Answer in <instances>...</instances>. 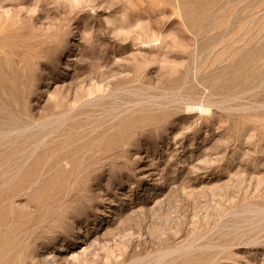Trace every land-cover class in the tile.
<instances>
[{
  "label": "rangeland",
  "instance_id": "1",
  "mask_svg": "<svg viewBox=\"0 0 264 264\" xmlns=\"http://www.w3.org/2000/svg\"><path fill=\"white\" fill-rule=\"evenodd\" d=\"M11 263L264 264V0H0Z\"/></svg>",
  "mask_w": 264,
  "mask_h": 264
},
{
  "label": "bare ground",
  "instance_id": "2",
  "mask_svg": "<svg viewBox=\"0 0 264 264\" xmlns=\"http://www.w3.org/2000/svg\"><path fill=\"white\" fill-rule=\"evenodd\" d=\"M191 107V106H190ZM203 109V108H202ZM206 110V109H205ZM54 131V130H53ZM28 138V137H27ZM31 147V146H30ZM2 148V147H1ZM31 156V155H30ZM60 159V158H59ZM58 161V160H57ZM56 162V161H55ZM58 164V163H57ZM55 167H56V165H55ZM33 173V172H32ZM54 184V183H53ZM48 191V190H47ZM56 196V195H55ZM42 199V198H41ZM32 202V201H31ZM37 202V201H36ZM36 204V203H35ZM33 205V204H32ZM44 205V204H43ZM41 208V207H40ZM28 216V215H27ZM19 223H21V222H19ZM16 225V224H15ZM25 225V224H24ZM10 227V226H9ZM14 227V226H13ZM20 227V226H19ZM17 228V227H16ZM16 228H14V229H16ZM9 231V230H8ZM13 231V230H12ZM11 231V232H12ZM15 233V232H14ZM13 233V234H14ZM3 236H5V235H3ZM5 238V237H4ZM6 238H8V237H6ZM32 248V247H31ZM34 249V248H33ZM31 252H33V250L31 251ZM28 255V254H27ZM25 260V259H24ZM12 264V263H11ZM24 264V263H23Z\"/></svg>",
  "mask_w": 264,
  "mask_h": 264
}]
</instances>
